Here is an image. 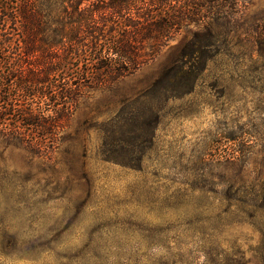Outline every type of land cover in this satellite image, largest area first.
<instances>
[{
	"label": "rangeland",
	"instance_id": "rangeland-1",
	"mask_svg": "<svg viewBox=\"0 0 264 264\" xmlns=\"http://www.w3.org/2000/svg\"><path fill=\"white\" fill-rule=\"evenodd\" d=\"M244 3L189 92L158 80L199 28L92 91L50 159L0 140V264H264V0ZM117 122L149 140L126 165Z\"/></svg>",
	"mask_w": 264,
	"mask_h": 264
},
{
	"label": "trees",
	"instance_id": "trees-1",
	"mask_svg": "<svg viewBox=\"0 0 264 264\" xmlns=\"http://www.w3.org/2000/svg\"><path fill=\"white\" fill-rule=\"evenodd\" d=\"M244 2L0 0V140L50 159L92 91L110 88L153 61L176 34L199 28L158 80L168 77L189 92L219 53L213 24L239 15ZM143 131L117 122L105 160L126 165L124 151L147 142Z\"/></svg>",
	"mask_w": 264,
	"mask_h": 264
}]
</instances>
